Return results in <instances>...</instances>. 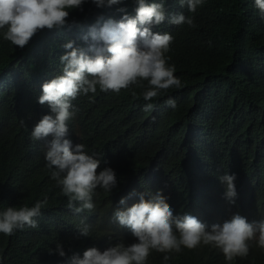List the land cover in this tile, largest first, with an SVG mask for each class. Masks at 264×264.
<instances>
[{
	"label": "trees",
	"instance_id": "16d2710c",
	"mask_svg": "<svg viewBox=\"0 0 264 264\" xmlns=\"http://www.w3.org/2000/svg\"><path fill=\"white\" fill-rule=\"evenodd\" d=\"M117 7L134 14L132 0L102 9L89 3L69 18L77 26L43 30L24 49L0 41V209L31 206L45 195L49 201L38 228L7 238L0 234L4 264H68L74 253L107 248L115 241L113 211L129 194L128 206L140 194H168L187 213L183 201L190 194L219 189L218 177L225 171L237 174L249 166L264 192V21L253 0H208L195 13L196 27L165 22L153 28L175 37L167 55L183 89L157 98L151 112L129 91L113 96L98 90L73 101L79 109L73 120L79 141L101 156V169L116 171L118 184L109 195L98 190L92 213L74 215L68 208L45 166L44 141L31 138L34 125L50 112L36 98L41 85L60 74L62 45L74 40L75 46L87 47L79 34L100 15L119 20ZM166 7L190 15L177 0H168ZM168 98L176 101L174 112L166 106ZM81 220L90 225V237L79 235ZM57 242L65 257L55 253ZM172 256L168 264H226L211 246ZM148 264H163V259L151 256ZM232 264H264V257L252 251Z\"/></svg>",
	"mask_w": 264,
	"mask_h": 264
},
{
	"label": "clouds",
	"instance_id": "9594fccd",
	"mask_svg": "<svg viewBox=\"0 0 264 264\" xmlns=\"http://www.w3.org/2000/svg\"><path fill=\"white\" fill-rule=\"evenodd\" d=\"M127 2L0 0V41L24 49L43 30L77 26L69 18L76 17L89 3L102 9ZM167 2L132 0L134 14L127 7H117L116 11L122 14L119 20L98 16L87 33L79 34L88 46H75L74 40L65 42V51L59 57L60 74L41 85L36 100L40 105L47 104L50 112L34 125L31 138L44 141L45 166L60 194L67 197L74 215L94 212L98 190L112 194L118 181L116 171L108 166L101 169V156L79 141L73 126L79 109L73 101L78 96L95 95L98 90L113 96L129 91L134 97L143 98V110L151 112L157 98L184 87L167 55L175 37L153 28L165 22L196 27L195 13L208 0H177L190 13L187 16L170 12ZM253 6L264 21V0H253ZM165 103L173 112L177 109L174 99L168 98ZM218 179L219 189L185 198L187 213L179 211L168 194H140L131 206L127 200L132 194L122 197L112 214L116 222L114 243L103 250L89 247L82 256L74 253L68 264H148L151 256L168 264L172 254L200 246L213 247L224 256L226 264L238 257L245 259L252 251L264 257V192L258 173L249 166L237 174L225 171ZM48 203L45 195L31 206L24 203L0 209V234L7 238L26 228H38ZM77 230L80 236H91L90 225L83 220ZM54 251L60 257L66 256L59 242ZM0 264H4L3 256Z\"/></svg>",
	"mask_w": 264,
	"mask_h": 264
}]
</instances>
